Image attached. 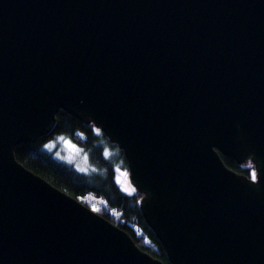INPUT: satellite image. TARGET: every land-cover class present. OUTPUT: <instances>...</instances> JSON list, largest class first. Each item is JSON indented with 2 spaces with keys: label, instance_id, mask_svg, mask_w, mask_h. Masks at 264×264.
I'll return each mask as SVG.
<instances>
[{
  "label": "water",
  "instance_id": "obj_1",
  "mask_svg": "<svg viewBox=\"0 0 264 264\" xmlns=\"http://www.w3.org/2000/svg\"><path fill=\"white\" fill-rule=\"evenodd\" d=\"M63 109L123 149L170 264H264V0H0V264H165L16 160Z\"/></svg>",
  "mask_w": 264,
  "mask_h": 264
},
{
  "label": "trees",
  "instance_id": "obj_2",
  "mask_svg": "<svg viewBox=\"0 0 264 264\" xmlns=\"http://www.w3.org/2000/svg\"><path fill=\"white\" fill-rule=\"evenodd\" d=\"M56 119L53 131L48 135L44 134L32 143L14 146L16 160L86 206L90 205L86 200L90 195L97 199L99 204L91 206L94 211L127 232L143 252L170 264L156 231L142 214L140 203L143 193L137 189L128 194L117 183L116 168H128L123 149L112 143L92 121L83 120L66 109L58 111ZM56 136L68 138L84 151L89 160V171H80L70 161L58 157L49 145V140ZM221 158L229 169L242 177L252 175V166L239 164L225 155Z\"/></svg>",
  "mask_w": 264,
  "mask_h": 264
},
{
  "label": "rangeland",
  "instance_id": "obj_3",
  "mask_svg": "<svg viewBox=\"0 0 264 264\" xmlns=\"http://www.w3.org/2000/svg\"><path fill=\"white\" fill-rule=\"evenodd\" d=\"M50 147L55 150L59 158L63 160L70 161V163L76 168L79 169L80 171H89L90 166H89V160L86 157V154L84 153L83 150L79 148V146L73 141L68 140V138H62V137H54L49 140ZM242 165H248L252 166V175L250 177L246 176L248 179H251L253 181H256V168L254 162L251 161L250 156H246L244 159V162H242ZM116 179L119 187L121 189L130 194L131 192H135L137 189L136 187L132 184L131 179H129L130 172L128 168H121L120 166L116 168ZM127 189V190H126ZM87 202H90V205H87L88 207H93L99 204V201L92 197L91 195L86 198ZM91 207V208H92ZM94 210V209H92Z\"/></svg>",
  "mask_w": 264,
  "mask_h": 264
},
{
  "label": "snow or ice",
  "instance_id": "obj_4",
  "mask_svg": "<svg viewBox=\"0 0 264 264\" xmlns=\"http://www.w3.org/2000/svg\"><path fill=\"white\" fill-rule=\"evenodd\" d=\"M127 190V189H126Z\"/></svg>",
  "mask_w": 264,
  "mask_h": 264
}]
</instances>
